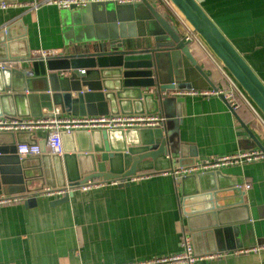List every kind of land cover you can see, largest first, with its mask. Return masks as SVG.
I'll use <instances>...</instances> for the list:
<instances>
[{"label":"crops","instance_id":"0c3cea01","mask_svg":"<svg viewBox=\"0 0 264 264\" xmlns=\"http://www.w3.org/2000/svg\"><path fill=\"white\" fill-rule=\"evenodd\" d=\"M32 1L0 2V28H20L19 33L24 30L32 54L44 50L60 53L73 45L104 41L109 26L114 30L116 20L119 30L118 21L132 6L65 9L49 2L31 8ZM150 1L188 31L165 1ZM202 6L225 34L238 40V48L264 80V0H203ZM191 52L215 86L221 78L226 80L206 49L197 43L191 45ZM71 75L61 72L59 86H65V78ZM193 86L211 88L201 78H196ZM221 96L185 95L180 102L183 109H179L180 121L174 128L186 161H190L189 148L196 152L193 164L180 166L174 155L144 158L137 163V174L143 175L140 178L122 185L98 179L104 183L87 190L75 189L59 204H52L54 199L40 191L31 193L35 195L33 205L26 203L30 195L20 192L21 186L11 183L7 176L14 160L12 148L0 144V197L24 196L0 204V264H125L182 251L184 236L190 243L194 240L193 249L202 253L197 255L218 254L195 264H264V158L219 169L224 175L243 180L246 209L242 210L248 212L249 219L218 224L204 233L189 231L182 213L181 183L174 169L240 150L259 149L264 153V124L257 116L250 118L244 113L240 118ZM23 104V112H29L28 102ZM6 108L18 111L10 102ZM53 108L60 109L58 105ZM60 112L73 115L66 109ZM239 209L227 217L243 215L238 214ZM252 247L259 249L243 250Z\"/></svg>","mask_w":264,"mask_h":264},{"label":"water","instance_id":"95a60500","mask_svg":"<svg viewBox=\"0 0 264 264\" xmlns=\"http://www.w3.org/2000/svg\"><path fill=\"white\" fill-rule=\"evenodd\" d=\"M164 1L184 22L188 33L150 0L87 4L132 6L124 18L119 17V30L116 20L114 30L108 24L104 41L73 45L55 56L32 54L24 30L19 33L20 28H0V63L4 65L0 68V116H48L58 105L73 115L156 114L162 118L157 127L61 132L60 154L51 153L45 136L39 138L36 132H0V144L12 148L14 158L12 169L6 171L8 179L21 186L20 192L30 195L27 204L33 205L35 195L31 193L44 187H74L89 180L127 178L138 173L137 163L144 158L174 155L180 166L193 164L196 152L189 148L190 161H186L174 128L180 121L184 97L169 92L191 88L196 78L216 87L191 52V45L198 43L209 52L224 77L264 124V80L238 48V40L225 34L203 8V0ZM251 7L258 10L255 5ZM64 71L72 75L61 87L57 81ZM25 100L29 112H23ZM8 102L18 108V115L8 111ZM74 106L78 110L73 111ZM19 143L37 144L39 155L19 158L15 154ZM178 181L189 231L205 233L218 224L249 219L248 212L242 210L246 209L242 179L215 170L179 176ZM71 195L54 199L52 204L63 203ZM238 209L243 215L227 217Z\"/></svg>","mask_w":264,"mask_h":264},{"label":"built area","instance_id":"2783aa9c","mask_svg":"<svg viewBox=\"0 0 264 264\" xmlns=\"http://www.w3.org/2000/svg\"><path fill=\"white\" fill-rule=\"evenodd\" d=\"M111 1L117 4H132L139 2V0H33L29 6L36 8L43 3H54L60 8L65 9H76L85 7L89 3ZM164 1V0H163ZM5 6V4H1ZM59 54L57 50H48L43 52H36L34 55L37 56H54ZM4 65L0 63V68ZM228 84L222 88H208V89H196V88H185L175 89L169 92L170 95L174 96H209V95H222L229 105L230 109L235 112L239 108L238 97L243 101V97L238 92L234 84L226 79ZM247 105V103L244 101ZM248 106V105H247ZM249 107V106H248ZM250 108V107H249ZM251 109V108H250ZM252 110V109H251ZM254 113V112H253ZM256 116V115H255ZM162 118L158 115L149 114H106V115H62L59 108H53L51 114L48 116L41 117H8L0 116V132H40L45 136V143L50 148L51 153H61L60 133H71L75 130H92V129H112V128H144V127H157L160 125ZM40 150L37 144L29 145L26 143H19L15 146V154L19 158L32 157L39 155ZM1 154V152H0ZM264 158L263 151L259 149L240 150L230 154H224L214 156L208 159H204L200 162H196L190 167H179L174 169V173L177 177L196 174L204 171L219 170L224 167L240 164L243 162H253ZM146 175V174H144ZM140 176L134 174L127 178L119 180H110L112 183H128L131 180L138 179ZM109 182V181H108ZM103 181L89 180L84 184L78 186H64L43 188L39 193L46 196H50L53 199L61 198L75 189L87 190L93 187L102 185ZM24 196H12V197H0V204L16 202L22 200ZM263 248V247H262ZM255 247L244 248V251L255 250ZM259 249V248H257ZM256 249V250H257ZM217 253H208L205 255H197L194 253L193 247L188 237H183L182 251L175 252L172 254L156 256L147 260L129 262L125 264H195L197 260L211 259L216 257Z\"/></svg>","mask_w":264,"mask_h":264},{"label":"trees","instance_id":"16d2710c","mask_svg":"<svg viewBox=\"0 0 264 264\" xmlns=\"http://www.w3.org/2000/svg\"><path fill=\"white\" fill-rule=\"evenodd\" d=\"M218 84L219 85L215 86L216 88H222L227 83H226V80L224 78H221ZM238 101H239V108L235 111L236 115H238L241 118L242 115L245 113V114L249 115L250 118L256 117L255 114L253 113V111L244 103V101L240 97H238Z\"/></svg>","mask_w":264,"mask_h":264},{"label":"rangeland","instance_id":"374dc122","mask_svg":"<svg viewBox=\"0 0 264 264\" xmlns=\"http://www.w3.org/2000/svg\"><path fill=\"white\" fill-rule=\"evenodd\" d=\"M55 56V55H54Z\"/></svg>","mask_w":264,"mask_h":264}]
</instances>
